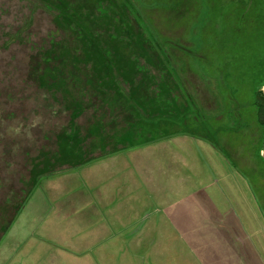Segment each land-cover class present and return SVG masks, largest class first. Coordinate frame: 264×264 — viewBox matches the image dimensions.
I'll list each match as a JSON object with an SVG mask.
<instances>
[{
  "label": "rangeland",
  "instance_id": "374dc122",
  "mask_svg": "<svg viewBox=\"0 0 264 264\" xmlns=\"http://www.w3.org/2000/svg\"><path fill=\"white\" fill-rule=\"evenodd\" d=\"M47 1L59 5L56 14L32 8L35 0H0V89L10 87L2 76L6 67L17 64L20 69L21 64L27 72L29 57L36 59L49 50L58 54L52 66L73 76L68 86L72 97L81 100L89 91L84 97L88 108L69 130V146L79 161H89L104 149L112 151L124 140L178 133L173 139L148 143L131 156L142 160L141 208L163 222L152 230L160 234L153 236L154 246L142 245V264H199L197 256L203 264H214L216 254L230 264H264V215L251 193L264 198V130L255 103L256 88H264V0ZM27 23L31 28L25 38L31 39L7 48L2 31L15 32ZM32 89L15 85L14 92L28 97L8 100L3 108L16 113L25 109L28 114L35 101ZM118 93L131 109L126 118L113 99ZM67 114L55 120L66 124ZM2 125L6 132L0 143L9 144L0 146V264H52L50 256L40 255L32 245L35 240L28 241L50 205L44 188L34 190L16 214L32 188L29 169L44 167L54 146L48 140L24 142L20 149L33 148L26 159L10 143L16 132ZM125 130L134 132L131 138L128 133L122 137ZM26 137L28 141L27 133ZM124 152L117 157L129 158ZM122 171L136 170L130 166ZM181 205L198 213L201 223H213L183 231L185 236L163 221L164 213H154L166 206L176 211ZM227 209L237 214L238 225ZM58 260L53 264H88Z\"/></svg>",
  "mask_w": 264,
  "mask_h": 264
},
{
  "label": "crops",
  "instance_id": "0c3cea01",
  "mask_svg": "<svg viewBox=\"0 0 264 264\" xmlns=\"http://www.w3.org/2000/svg\"><path fill=\"white\" fill-rule=\"evenodd\" d=\"M127 133L128 131L125 130L122 137L124 138L123 135ZM160 133L177 132L172 130ZM173 136L155 142L173 139ZM117 144V148H111L112 151L104 149L84 165L41 181L39 187H43L46 191V199L50 205L28 241L35 240L32 245L36 244L40 255L45 253L50 256L52 264L57 262V259L62 262L69 258L83 260L88 264L100 260L106 261L107 264H125L126 260L134 264H142L144 259L146 260L143 252L145 250H141L142 245L150 244L152 248L153 236L160 235L152 230H158L163 222L153 220V212L141 208L142 160H133L131 157L135 152L151 144L140 145L125 140ZM213 148L216 149L214 145ZM121 150L127 151L124 154H128L129 158L119 159L117 156L121 154L116 153ZM121 165L122 170L131 166L136 171L123 173ZM233 169L238 172L234 166ZM227 170L232 173L228 167ZM242 177L245 181V178H248L244 174ZM154 192L156 193L154 197H157L158 192L156 190ZM251 193L264 215L263 196L257 191L251 190ZM171 207L166 206L163 211L156 208L154 213H164V218L161 215L160 217L173 230L198 231L213 223V221L201 223L198 213L196 215L186 205H181L176 211L175 207ZM227 214H231L235 225H238L237 214L234 213L233 216L229 209ZM183 234L186 236L184 232ZM187 241H184L188 245L187 249L193 250ZM196 258L199 264H203L200 257ZM212 259L214 264H230L217 254L215 257L212 256ZM257 261H260L259 258Z\"/></svg>",
  "mask_w": 264,
  "mask_h": 264
},
{
  "label": "trees",
  "instance_id": "16d2710c",
  "mask_svg": "<svg viewBox=\"0 0 264 264\" xmlns=\"http://www.w3.org/2000/svg\"><path fill=\"white\" fill-rule=\"evenodd\" d=\"M58 6L59 5H56L47 0H35L32 8L43 7L45 10L56 14ZM30 28L31 25L27 23V25L23 26L21 29L15 32L6 31L5 33L4 31H2V38H4L3 42L5 46L9 48L14 43L30 40L31 36L29 35L27 36V38H25ZM149 37L152 43H154L155 39L151 35V33H149ZM51 45L53 46V43H51ZM56 55L58 54L51 50L41 54V56L37 54L36 59L35 57H32L31 59L29 57L28 62H30V64H26V67L28 66L27 72H23L25 65L19 64L21 67L19 69L18 65L15 64V67H13V65L9 66L8 68L6 67L2 75L6 81L5 84L7 85L9 83L10 87L8 86V90L7 87H4V89H0V139L4 138L5 136L6 129L2 128V124L6 123L8 126H10V130L12 129V131L16 132L15 139L10 141V143L13 145V149L16 151H23L26 159L32 157L30 152L31 150H33V148L29 147L25 151V148L23 147L22 149H20L24 142H27L29 144L32 141V145H35L48 140L54 146L50 149L52 151L46 154L47 156L43 163L44 167L40 168L38 167V165H36V167L35 165H33V167L29 169L28 175L30 176V179L28 181L32 182V188L27 190V193L25 194L24 200L16 216L22 211L31 194L39 187L41 181L44 178L59 175L61 173L69 171L76 166L84 165L90 161L89 160L84 162L77 160V157H75V155L72 153V150L69 146L71 136L69 130L70 128L72 129L75 118L81 112H83L85 108H88L86 105H84V97L89 94V91H86L84 93L81 100L74 99L72 97V92L70 88H68V86L73 82L71 81L73 79V76L71 74H69V76H66L63 73L62 69H56L52 66L54 65L55 60H57ZM162 57L165 63H168L165 55H162ZM63 61H65V59H63ZM2 82H4L3 79ZM15 85L19 86L20 89H23L24 85H26L27 88L33 87V91H31L30 96H34L35 101H33L32 104L33 109H31L28 114L25 113V109L24 112L16 113L15 110H7L3 108L4 102H7L8 100L22 102L24 101L25 97H28L27 93H19V91L14 92L13 87ZM96 85L97 87L103 86L104 88L103 84L99 85L97 82H95V86ZM105 87L107 88L108 86L106 85ZM255 93V103L258 110V120L264 130V88L262 86L257 87ZM106 94V92L102 91L103 97H105L104 95ZM115 98L119 103L116 104V106L118 105L119 108L121 107V111H125V113L121 111L120 112L126 118V111H128L130 107L127 105L126 100L119 96V93L118 96L116 95L113 99ZM64 113H68L67 115L69 116V123L67 122L66 124L60 125L59 122L55 120V118ZM10 121L13 122V126L12 124H10ZM132 124L134 125L135 122H133ZM35 129L38 130L36 131ZM26 133L28 134V141ZM133 133H128L131 134L130 138L132 137ZM23 135H25V137ZM172 135L173 134L167 133L164 135H157L153 138H143V140L137 142H130L145 145L151 142L158 141L163 137ZM210 141L217 149H220V147L215 142H213L212 140ZM8 144L9 142L7 144L2 142L0 143V146H3V148H7ZM61 161L64 162V164L56 167L55 163ZM29 184L30 183L28 182L27 186ZM15 218L10 222L7 229H9V227L13 224Z\"/></svg>",
  "mask_w": 264,
  "mask_h": 264
}]
</instances>
